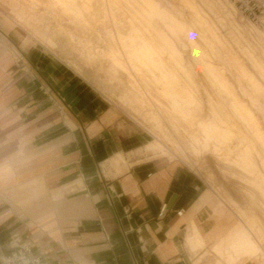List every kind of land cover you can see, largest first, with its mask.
Instances as JSON below:
<instances>
[{"label":"rangeland","instance_id":"obj_1","mask_svg":"<svg viewBox=\"0 0 264 264\" xmlns=\"http://www.w3.org/2000/svg\"><path fill=\"white\" fill-rule=\"evenodd\" d=\"M0 12L17 49L68 66L145 135L144 155L209 189L212 236L194 245L189 229L193 264H264V19L231 0H0Z\"/></svg>","mask_w":264,"mask_h":264},{"label":"crops","instance_id":"obj_2","mask_svg":"<svg viewBox=\"0 0 264 264\" xmlns=\"http://www.w3.org/2000/svg\"><path fill=\"white\" fill-rule=\"evenodd\" d=\"M0 15V252L10 254L18 233L46 264H185V256L193 264L203 256L189 245L190 228L194 245L212 236L202 180L144 155L142 132L68 66L17 49L6 38L15 24Z\"/></svg>","mask_w":264,"mask_h":264},{"label":"built area","instance_id":"obj_3","mask_svg":"<svg viewBox=\"0 0 264 264\" xmlns=\"http://www.w3.org/2000/svg\"><path fill=\"white\" fill-rule=\"evenodd\" d=\"M241 12L252 22H259V18L264 16V1L257 0H231ZM181 216V212L177 213ZM23 240L21 235L13 233L9 237L8 249L10 254L3 255L0 252V264H46L39 256L33 254L32 246Z\"/></svg>","mask_w":264,"mask_h":264},{"label":"bare ground","instance_id":"obj_4","mask_svg":"<svg viewBox=\"0 0 264 264\" xmlns=\"http://www.w3.org/2000/svg\"><path fill=\"white\" fill-rule=\"evenodd\" d=\"M261 1H264V0H261ZM262 19H264V16L260 17L259 18V21L262 23Z\"/></svg>","mask_w":264,"mask_h":264},{"label":"water","instance_id":"obj_5","mask_svg":"<svg viewBox=\"0 0 264 264\" xmlns=\"http://www.w3.org/2000/svg\"><path fill=\"white\" fill-rule=\"evenodd\" d=\"M179 264H181V263H179Z\"/></svg>","mask_w":264,"mask_h":264}]
</instances>
